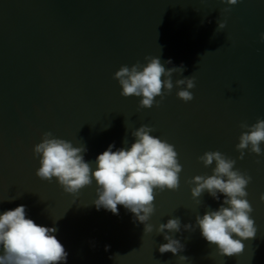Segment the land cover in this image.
<instances>
[{
	"label": "water",
	"instance_id": "95a60500",
	"mask_svg": "<svg viewBox=\"0 0 264 264\" xmlns=\"http://www.w3.org/2000/svg\"><path fill=\"white\" fill-rule=\"evenodd\" d=\"M222 21L225 28L216 32ZM261 33L264 0L234 6L221 0H0V214L25 205L27 218L56 227L65 264H264V154L246 149L241 160L236 149L246 131L241 122L264 119ZM145 56L159 57L166 68L183 64L173 83L194 76V99L180 100L175 86L151 109L139 107L140 97H123L114 73L146 64ZM141 125L173 144L183 166L180 188L156 195L152 233L144 234L122 205L118 215L97 210L95 181L73 196L55 178L49 183L35 174L40 163L33 149L45 132L84 145V159L95 169L99 154L113 144V151L129 147ZM206 151L235 159V168L252 177L246 191L257 233L242 241L238 256L215 255L196 226L197 215L224 199L205 191L198 204L191 196L188 181L215 167L198 159ZM177 217L181 231L168 234L185 249L161 254L167 241L155 228ZM185 224L194 230L185 231Z\"/></svg>",
	"mask_w": 264,
	"mask_h": 264
},
{
	"label": "clouds",
	"instance_id": "9594fccd",
	"mask_svg": "<svg viewBox=\"0 0 264 264\" xmlns=\"http://www.w3.org/2000/svg\"><path fill=\"white\" fill-rule=\"evenodd\" d=\"M227 5H236L239 0H221ZM230 8L223 9L229 12ZM226 21L218 22L216 32L223 30ZM260 39L264 42V33ZM146 64L139 61L131 67L122 65L113 78L121 86L123 97H140L139 107L151 109L159 106L165 95L175 87L177 97L185 103L194 99L190 91L195 88V77H183L173 83V74H183L185 67L166 68L159 57L145 56ZM165 63L171 64L169 59ZM241 129H246L239 136L236 145L243 159L245 150L262 155L261 143L264 142V119L248 125L241 122ZM154 128L141 125L132 131L134 142L129 147L113 151L114 144L99 154L95 160V169L86 162L84 145L74 146L71 141L57 138L52 132H45L41 142L34 146L33 152L39 157L40 167L36 176L51 183L55 178L65 193L75 196L81 189L95 181L97 198L93 201L97 210L101 207L119 214L118 205L130 211L135 221L144 225V234L153 232V225L148 221L155 213V199L158 192L177 191L180 188V173L183 166L179 163L178 153L173 144L151 135ZM127 143V141H125ZM205 167H215L208 176L196 175L188 181L191 196L201 203L200 197L206 191L216 200L223 194L224 199L216 210L209 209L202 216H196V226L202 237L216 248L215 255L221 257L238 256L243 253L242 241L256 237L257 228L251 213L254 211L247 200L246 191L252 177L235 168L236 160L220 151H206L198 158ZM264 201V194L260 197ZM185 231L194 230L192 224L183 225ZM56 227L38 225L27 218L26 206L0 214V264H65L68 253L64 245L54 235ZM157 234H164L167 243L159 246L161 254L173 255L184 251L185 245L168 233L181 231V221L171 218L167 223H160L155 228ZM109 246H105L106 250ZM211 258V256H210ZM180 261L188 257L179 255Z\"/></svg>",
	"mask_w": 264,
	"mask_h": 264
}]
</instances>
